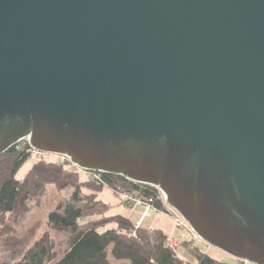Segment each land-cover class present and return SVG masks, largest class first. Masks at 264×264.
Returning a JSON list of instances; mask_svg holds the SVG:
<instances>
[{"label":"water","instance_id":"95a60500","mask_svg":"<svg viewBox=\"0 0 264 264\" xmlns=\"http://www.w3.org/2000/svg\"><path fill=\"white\" fill-rule=\"evenodd\" d=\"M26 137L264 264V0H0V153Z\"/></svg>","mask_w":264,"mask_h":264},{"label":"trees","instance_id":"16d2710c","mask_svg":"<svg viewBox=\"0 0 264 264\" xmlns=\"http://www.w3.org/2000/svg\"><path fill=\"white\" fill-rule=\"evenodd\" d=\"M32 150L23 139L21 146L16 143L0 153V249L16 258L12 264H110L108 247L114 258L129 264H230L192 247L190 240H182L181 244L195 261L181 258L166 245L167 234L162 228L135 226L127 216L107 215L110 205L97 198L107 187L116 194L153 198L154 205L161 209L160 191L152 185L92 170L85 171L92 174L90 177L82 178L83 170L76 168L67 157L63 161H52L43 156L33 161L18 178L16 173L30 159ZM60 184L71 191L68 197L57 198V203L47 212L46 222L54 233L63 236L61 242L55 241L48 229L39 234H32V230L25 237L8 234L6 219L16 212L24 195L34 197L46 187ZM124 202L128 204L127 199ZM91 216L96 218L78 221L80 217ZM109 222L114 226L99 230ZM61 243L64 247L58 252L56 248Z\"/></svg>","mask_w":264,"mask_h":264},{"label":"rangeland","instance_id":"374dc122","mask_svg":"<svg viewBox=\"0 0 264 264\" xmlns=\"http://www.w3.org/2000/svg\"><path fill=\"white\" fill-rule=\"evenodd\" d=\"M23 139L18 142L21 146ZM30 159L25 161L21 167V169L16 173L18 178H21L23 174L29 169L30 164L33 161H39L44 156L48 160L52 161H63L65 157L57 154H50V153H42L35 148L30 153ZM76 168H79L76 166ZM80 169V168H79ZM82 170V169H81ZM84 171V172H83ZM81 171L80 176L82 178L90 177L92 174L89 172H85V170ZM70 189L63 187L62 184L55 186H48L44 190L37 193L34 197L24 195L20 199L18 208L16 212L6 219V224H8V234H18L19 236L25 237V234H39L47 229L49 232L54 236L55 241H62V235L56 234L53 232L52 229L49 228L48 223L46 222L47 219V212L50 208H52L57 203V198L68 197L70 193ZM97 198L103 199L106 201L110 208L106 212L107 215L113 214H120L123 216H127L128 218H133L138 215V219L134 222L135 226H142L145 228L154 229L162 228L167 236L172 237L177 242L176 252L177 254L184 259L195 261V257L183 247L181 244L182 240H190L192 241V247L196 246L197 248L206 251L209 256L213 257L214 259H219L222 262L235 264L236 259L230 256L228 253L223 252L221 249L217 247L211 246L205 240L199 238L196 233L194 234L191 232L188 223L185 219L180 216L170 205L166 203V201L162 198V207L161 209L158 208L157 213H149L147 216L141 218V214L144 210L143 207L139 206L135 202H132L131 199L133 198L130 195H121L114 193L111 189L105 187L101 190V192L97 195ZM127 199V203L125 204L124 200ZM135 203V204H134ZM160 209V211H159ZM95 216L91 217H80L78 220L79 222H87L95 219ZM177 219L178 221H175ZM181 220V224L179 221ZM152 221V222H151ZM151 222V223H150ZM114 224L109 222L105 224L103 227L99 228L102 231L105 228H111ZM57 247V246H56ZM64 244H59L56 250H62ZM107 258L110 264H129L124 263L123 260L114 258L110 253V247L107 249ZM61 252L59 254V258L61 256ZM16 261V258L13 259L7 252H3L0 249V264H12Z\"/></svg>","mask_w":264,"mask_h":264},{"label":"built area","instance_id":"2783aa9c","mask_svg":"<svg viewBox=\"0 0 264 264\" xmlns=\"http://www.w3.org/2000/svg\"><path fill=\"white\" fill-rule=\"evenodd\" d=\"M22 139H26L27 141H28V138L26 137V138H22ZM21 139V140H22ZM20 140V141H21ZM19 142V141H18ZM18 142H16V143H18ZM16 143H14V144H16ZM13 144V145H14ZM66 158V157H65ZM159 198H163L164 200H165V197H164V195L162 194V192L160 191V194H159V196H158ZM131 201L132 202H135L136 204H138L139 206H141V207H143L144 208V210H143V212H142V214H141V218H143V217H145V216H147V214H149V213H157L158 212V207L157 206H155L154 205V200H153V198H141V197H139V196H135V197H133L132 199H131ZM134 203V204H135ZM159 211H160V209H159ZM175 221H178L177 219H175ZM179 223L181 224V220L179 221ZM190 230H191V232H193L194 233V231H193V229L192 228H190ZM195 234V233H194ZM166 245L170 248V249H172V250H174V251H176V247H177V242H176V240L175 239H173L172 237H169V236H167L166 237ZM236 259V258H235ZM239 262H243V264H255V263H253L252 261H248V260H244V259H236V263L235 264H238Z\"/></svg>","mask_w":264,"mask_h":264},{"label":"crops","instance_id":"0c3cea01","mask_svg":"<svg viewBox=\"0 0 264 264\" xmlns=\"http://www.w3.org/2000/svg\"><path fill=\"white\" fill-rule=\"evenodd\" d=\"M137 219H138V215L136 216V218H135V217L132 218L133 222H135ZM151 222H152V221H151ZM151 222H150V223H151ZM154 228H156V227H154Z\"/></svg>","mask_w":264,"mask_h":264},{"label":"bare ground","instance_id":"6f19581e","mask_svg":"<svg viewBox=\"0 0 264 264\" xmlns=\"http://www.w3.org/2000/svg\"><path fill=\"white\" fill-rule=\"evenodd\" d=\"M160 191V190H159Z\"/></svg>","mask_w":264,"mask_h":264}]
</instances>
